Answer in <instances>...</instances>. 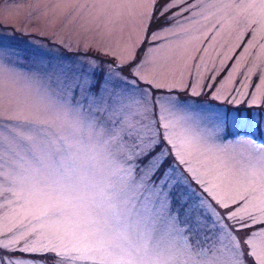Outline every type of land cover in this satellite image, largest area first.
Returning a JSON list of instances; mask_svg holds the SVG:
<instances>
[{
	"label": "snow or ice",
	"instance_id": "snow-or-ice-1",
	"mask_svg": "<svg viewBox=\"0 0 264 264\" xmlns=\"http://www.w3.org/2000/svg\"><path fill=\"white\" fill-rule=\"evenodd\" d=\"M184 5L192 7L188 0H120L121 15L146 34L141 44L66 60L49 74L54 87L79 97L76 106L87 117L89 131L109 154L125 159L127 167L119 170V184L125 187L97 189L84 183L76 145L63 136L0 127V153L8 156L0 163L12 170L0 175V210L13 203L5 199L8 192L35 197H25L20 208L0 216V264H26L16 252L51 254L53 264H264V142L255 135L264 129V113L251 110L261 106L264 71L257 73L259 83L245 109L233 93L248 96L251 76L240 88L227 87L243 56L231 69L206 66L203 79L190 81V89L186 84L165 92L159 82L163 69L151 75L144 71L149 61L142 44L169 31L161 21L175 20ZM225 6L237 10L240 32L252 29L247 53L256 33L264 34V0H229ZM11 55L0 44V66L10 63ZM202 96L208 99L194 110ZM228 97L236 107L223 106ZM192 122L215 134L228 133L234 144L255 152L242 157L246 166L240 168L196 166L183 131ZM128 181L135 186L134 196L127 195ZM53 184L58 187L46 191ZM107 187L114 190L106 192ZM68 190L71 196L64 194ZM85 200L92 211H83L89 207Z\"/></svg>",
	"mask_w": 264,
	"mask_h": 264
},
{
	"label": "rangeland",
	"instance_id": "rangeland-1",
	"mask_svg": "<svg viewBox=\"0 0 264 264\" xmlns=\"http://www.w3.org/2000/svg\"><path fill=\"white\" fill-rule=\"evenodd\" d=\"M228 2L188 0L192 7L184 5L186 10L170 23L161 21L169 31L162 32L154 43L149 40L142 44L149 61L144 71L151 75L154 69H163L159 81L164 85L163 91L183 88L186 84L190 89L191 83L198 84L203 79L206 66L217 70L231 69L237 64V58L243 56L239 70L233 73L227 87L240 88L245 76H251L248 96L233 93L240 101L238 107L247 108L254 85L259 83L257 73L264 71V49L260 48L264 44V34L256 33L255 46L249 47L245 53L253 32L252 29L240 32L237 10L226 7ZM235 2L239 3V0ZM119 3L120 0H0V44L12 53L8 58L10 63L0 66V127L11 129L18 126L17 130L26 127L25 135H31L36 129L42 135L65 137L76 145L74 151L84 164L78 175L83 177L84 183L96 184L97 189L106 184L125 187L119 184V170L127 167V163L122 156L109 154L102 142L89 131L87 117L76 106L79 97L72 99L67 92L54 87L49 74L58 63L66 60L101 55L105 50L119 51L126 44L133 47L141 44L145 32L131 18L121 15L123 10L118 7ZM238 35L244 38L239 39ZM149 48L152 49L150 52ZM222 60L227 63L222 64ZM224 75L227 76L226 71ZM207 99V96L200 97L201 103L194 104L193 109L201 108ZM230 99L232 97L225 98L223 106L236 107L235 103H229ZM259 99L260 108L251 110L264 113V95H259ZM183 131L192 152V163L196 166L211 168L218 165L222 170L225 167L240 168L246 166L242 157L255 152L251 146L234 144L232 135L215 134L197 122L185 125ZM232 131L234 133L235 129ZM255 135L258 142H264V129ZM0 160L7 161V154L0 153ZM21 167L27 169L28 165L21 164ZM0 169H3L0 172L3 176L12 171L2 163ZM3 183L0 182V186ZM126 185L127 195L134 196V184L128 181ZM57 187L53 184L46 191ZM113 190L105 188L106 192ZM13 191L19 193L20 189L14 185ZM64 194L71 196L73 192L68 190ZM25 197L35 198L29 197L27 191L22 195L6 193L5 199L13 203L8 209L0 210V216L4 211L20 208ZM82 203L89 205L83 211H92L90 201ZM156 226L161 231L166 227L163 223ZM14 256L26 264H53L54 261L51 254L16 252Z\"/></svg>",
	"mask_w": 264,
	"mask_h": 264
}]
</instances>
